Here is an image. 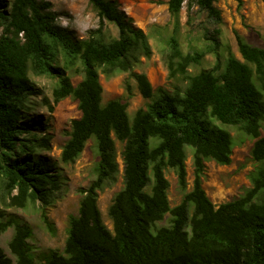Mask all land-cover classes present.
<instances>
[{
  "label": "trees",
  "instance_id": "16d2710c",
  "mask_svg": "<svg viewBox=\"0 0 264 264\" xmlns=\"http://www.w3.org/2000/svg\"><path fill=\"white\" fill-rule=\"evenodd\" d=\"M215 0H166L171 32L159 39L171 88H153L144 72L133 70L152 54L148 34L135 26L114 0H88L98 21L83 38L57 22L48 0H0V187L7 205L41 204V218L51 231L46 209L63 182L54 162L41 151L49 136L35 132L45 123L31 120L37 92L32 76L53 79L51 98L77 102L60 159L73 163L89 140L96 160L94 177L80 194L77 212L68 215L62 251L49 249L35 261L31 229L16 217L0 221L12 227L8 248L0 247V264H264V44L246 41L235 30L237 57L221 39L222 18ZM240 2V0H238ZM160 2V1H158ZM204 13L211 30L188 31L180 39V11ZM117 30L111 36L106 23ZM207 54L208 68L197 71ZM127 72L147 99L130 117L126 100L102 102L99 74ZM72 75H80L73 83ZM126 93H131L127 82ZM42 103L53 105L46 97ZM222 125L253 139L250 187L238 197L214 204L202 187L204 162L229 164L234 146ZM122 145V187L107 208L110 230L97 205L98 191L116 181V145ZM190 148L193 180L186 189L185 159ZM172 169L182 191L170 206L165 170ZM15 191V193H13ZM263 194V195H262ZM168 214L167 223L157 225Z\"/></svg>",
  "mask_w": 264,
  "mask_h": 264
},
{
  "label": "rangeland",
  "instance_id": "374dc122",
  "mask_svg": "<svg viewBox=\"0 0 264 264\" xmlns=\"http://www.w3.org/2000/svg\"><path fill=\"white\" fill-rule=\"evenodd\" d=\"M52 10L57 15V22L67 28L75 37L83 38L90 28L97 26L98 18L92 10L88 0H48ZM120 10L131 17L135 26L141 28L148 34V41L151 45L152 54L149 58L140 57V61L134 65L133 70L144 72L153 88L163 86L171 88V81L166 78L167 70L162 60V42L170 32V16L167 11L166 0H114ZM160 1V2H158ZM214 6L220 10L221 39L230 45L233 53L240 57L234 30L246 41L256 44H264V0H215ZM190 24H186L185 3L180 11L181 33L180 39L182 48L185 50V40L188 31L195 35L201 29L211 30L213 23L208 20L204 13L196 11V7L190 10ZM111 36H116L117 30L112 23H106ZM213 63V56L207 54L201 65L191 69L197 71L200 68H208ZM37 87V92L31 96L34 107L31 110V120L45 123V128L35 129V132L49 136L48 148L41 151V154L54 162L55 169L59 172L63 182L62 189L57 193L51 206L46 209V214L53 224L54 232H51L41 218V204L39 202H27L23 207L7 205V196L0 187V221L10 216L16 217L21 223L29 226L32 233L28 238L31 246V253L35 261H40L48 254L49 249L62 251L66 237V227L69 214L77 212L80 194L77 189L85 187L94 177L92 166L96 160L93 143L88 141L80 156L73 163H64L60 159L62 147L68 138L70 121L80 115L77 102L67 96L57 103L52 102L51 89L53 79L47 76L31 77ZM80 79V75H72L73 83ZM99 81L102 85V102L113 98L126 100L127 112L131 117L135 110L143 107L147 99L139 93L136 84L127 72H119L110 77L99 74ZM129 83L131 93L128 95L125 90L126 83ZM46 97L53 105L50 110L47 103H42ZM232 135L234 146L229 164H218L213 160L204 162L202 174V187L214 204L234 199L241 195L244 190L250 187L249 173L257 165L250 155V148L253 139L239 131L236 127L222 125ZM260 135L264 136V122L260 128ZM116 161L118 173L116 181L103 187L98 191L97 205L101 212L103 222L111 230V221L107 214L108 205L115 192L122 187V145L116 141ZM186 168V189L189 190L193 180V165L190 148L187 150L185 159ZM169 186L167 196L170 206L180 202L182 191L178 187L177 178L172 169L165 170ZM15 193V191H13ZM263 195V194H262ZM168 214L157 223H167ZM13 228L7 227L0 231V247L5 254L13 261L14 257L8 248V241L12 235Z\"/></svg>",
  "mask_w": 264,
  "mask_h": 264
}]
</instances>
